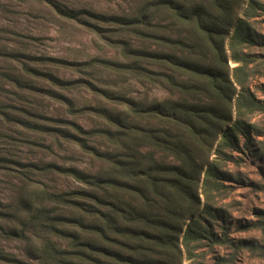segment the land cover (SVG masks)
Instances as JSON below:
<instances>
[{"label": "trees", "instance_id": "1", "mask_svg": "<svg viewBox=\"0 0 264 264\" xmlns=\"http://www.w3.org/2000/svg\"><path fill=\"white\" fill-rule=\"evenodd\" d=\"M42 1L121 59L3 55L0 240L26 258L0 245V264H264V206L243 226L258 235H233L248 207L230 184L264 194V169L256 181L241 170L264 162L252 84L264 34L251 19L264 4ZM130 79L166 96L132 95ZM82 89L83 103L72 97Z\"/></svg>", "mask_w": 264, "mask_h": 264}, {"label": "rangeland", "instance_id": "2", "mask_svg": "<svg viewBox=\"0 0 264 264\" xmlns=\"http://www.w3.org/2000/svg\"><path fill=\"white\" fill-rule=\"evenodd\" d=\"M61 1L78 2V5L100 11H108L119 3V0ZM260 1L264 4V0ZM252 15L251 19L264 34V9L258 8L252 12ZM8 52L53 56L69 61H82L95 56L106 59H121L116 49L106 45L84 26L59 16L42 0H0V66L3 55ZM61 75L70 76L68 72H62ZM252 84L257 85V90L254 88L256 94L260 100L264 101V88L261 89L262 86L264 87V74L254 78ZM125 85V89L132 95L142 92L147 93L149 97L162 98L166 96V92L162 89L155 87L145 89L134 79L126 81ZM72 97L83 103L84 99L90 97V94L82 89L75 91ZM79 120L86 126L90 125L86 120ZM77 159L78 162H83L81 165L87 163L86 158L82 156H77ZM261 169H264V162L257 160L241 170L249 177L250 181H256ZM230 184L235 185L232 197L248 207L245 214H242L241 211L233 213L235 217L231 224V233L235 236L258 235L255 230H248L243 226L255 219L253 214L255 209L264 206V194L253 190L248 182L244 185L235 182H230ZM7 193L4 184L0 182V197L4 198ZM0 245H3L6 250L26 258L16 242L0 240Z\"/></svg>", "mask_w": 264, "mask_h": 264}]
</instances>
